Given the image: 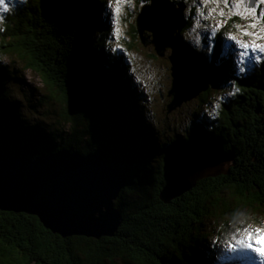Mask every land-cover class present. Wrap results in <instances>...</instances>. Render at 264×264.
Instances as JSON below:
<instances>
[{
    "label": "trees",
    "instance_id": "trees-1",
    "mask_svg": "<svg viewBox=\"0 0 264 264\" xmlns=\"http://www.w3.org/2000/svg\"><path fill=\"white\" fill-rule=\"evenodd\" d=\"M22 1L3 17L1 52L39 73L48 95L42 103L59 110L54 122L27 120L6 88L11 72L0 63L4 146L29 157L61 149L102 155L126 178L117 200L124 222L113 237H63L36 215L0 209V264H243L217 252L212 242H223L222 227L211 230L204 220L213 216L227 225L264 210V62H247L240 73L233 49L225 53L218 42L208 60L239 91L223 95L215 110H198L188 130L160 142L135 106L141 91L126 52L107 45L109 0ZM133 30L139 40L136 24ZM211 86L199 96L204 104ZM75 103L82 112H74ZM201 165L226 169L170 203L161 200L170 175Z\"/></svg>",
    "mask_w": 264,
    "mask_h": 264
},
{
    "label": "water",
    "instance_id": "water-1",
    "mask_svg": "<svg viewBox=\"0 0 264 264\" xmlns=\"http://www.w3.org/2000/svg\"><path fill=\"white\" fill-rule=\"evenodd\" d=\"M185 1L151 0L141 7L136 20L144 45L153 44L163 56L171 49L172 101L168 111L199 97L215 83L216 66L184 40ZM149 32L151 34H149ZM225 172L210 165L169 176L161 200L191 192L197 182ZM126 185L121 171L95 152L70 149L19 156L4 146L0 133V209L36 215L44 226L63 237L101 239L115 236L123 222L117 200Z\"/></svg>",
    "mask_w": 264,
    "mask_h": 264
},
{
    "label": "rangeland",
    "instance_id": "rangeland-1",
    "mask_svg": "<svg viewBox=\"0 0 264 264\" xmlns=\"http://www.w3.org/2000/svg\"><path fill=\"white\" fill-rule=\"evenodd\" d=\"M183 1L187 3L185 14L188 19L192 21L188 29L183 31V37L190 42L199 53H206L207 59L212 57L215 46L218 42H221V46L224 48L225 53L226 50L233 49L234 57L232 61L237 67L238 57L236 53H238L239 49L235 46L233 41L227 39L228 33L236 35L237 38L242 41H255L256 43L264 44V31H262V29H264V23L261 21H257L259 26L256 29H248L250 32H257L260 38L244 36L238 26L247 27L251 22L250 19H241L236 16L234 12H230L227 7H224L223 4L219 5V8H222L225 13L223 17L217 12L213 14V18H206L207 9L204 8L200 0ZM8 2L9 11L4 12L0 9V16L2 17H4L6 13H13L17 5L20 6L23 1L8 0ZM178 2L181 1L178 0ZM119 7L121 8V12L117 13L114 17L113 6H110L109 3L112 29L107 35L106 42L108 46L119 45V49L123 50L124 53L126 52L125 55L130 65L129 71L133 73V81L141 91V95H138V102L135 106L140 113L141 120L146 124L144 127L154 134H158L160 142L163 141V138L168 137V135L175 133L183 134L186 129L188 130L190 121L195 118V113L198 110L202 109V111H204V107H207L208 110L211 111L215 110V108L220 105L223 95L232 92L233 89H229L228 85H225L223 80H220L219 76H217L215 83L211 86L210 97L206 104L201 101L200 96L185 102L172 111H168V104L172 101V96L169 95V90L172 85L171 62L169 60L171 49L167 48L165 54L160 56L156 52L153 44L146 46L140 41V38L139 40L135 38L133 25L136 24L138 14L142 7L140 1L130 0L127 5L121 4ZM212 7L217 6L212 4L208 5V8ZM201 11L204 12L203 16L200 14ZM261 12H264V4H259L257 2L256 15L258 16ZM3 21V19L0 20V25ZM218 22H222L223 27L213 35L212 28ZM225 33L226 35H224ZM149 34L151 33L149 32ZM127 42L135 43L133 49H128L125 46ZM1 50L0 47V63L11 72V76L6 79V88L9 90L11 96L19 101L20 109L26 115L25 118L27 120L44 119L47 123L54 122L57 117L56 114L59 110V105L56 103H52L51 105L42 103L41 100L43 99V95L45 94L48 96L42 76L31 67L28 68L24 59L21 61L17 56L13 58L10 56H3ZM248 63L252 64L254 60H249ZM236 70H238V68ZM221 85H223V87H221ZM72 108L75 110V113L82 112L79 103L73 104ZM63 127H70V124L68 122H63ZM218 169L224 170L226 166L219 165ZM249 216L250 217L245 219L244 213V215L242 214L240 218L236 219L235 223L230 222L227 223V225H225L226 220L216 222L213 216H206L204 221L208 223V227L211 230L216 227V231H220V227H222L221 238H223V242H218L216 244L217 247L220 248L222 245L226 244L234 234L237 236L239 235L236 232L237 229H243L248 226H252L253 229L264 228V210L255 212V214L251 213ZM224 227H226V229H224ZM224 255L228 257L232 254H223V256ZM239 260L244 262L243 264H260V261L255 258L252 253H248L245 258ZM239 260H235L234 263H238Z\"/></svg>",
    "mask_w": 264,
    "mask_h": 264
},
{
    "label": "snow or ice",
    "instance_id": "snow-or-ice-1",
    "mask_svg": "<svg viewBox=\"0 0 264 264\" xmlns=\"http://www.w3.org/2000/svg\"><path fill=\"white\" fill-rule=\"evenodd\" d=\"M129 2L130 0H109L110 6H113V16L115 17L117 13L121 12L119 5H127ZM200 2L204 8L207 9L206 18H213V14L217 12L221 17H223L225 13L222 8H219V5L223 4L224 7H227L230 12H234L235 15L241 19H250L251 22L247 25V27L238 26L242 35L260 38L257 32H250L248 29H256L259 26L257 21L264 23V12H261L258 16L256 15L257 2L259 4H264V0H200ZM209 4L216 5L217 7L208 8ZM0 9L4 12L9 11L8 0H0ZM200 14L203 16L204 12L201 11ZM2 19L3 17L0 16V20ZM222 27V22H218L215 26H213V35H215V33ZM262 31H264V29H262ZM115 32L114 19V35ZM227 39L233 41L235 46L239 49L236 55L238 57L237 68L240 73L246 72V65L249 60H254L258 63L264 62V44H259L255 41H242L232 33H228ZM117 47H119V45H117ZM238 91L239 89L234 88L233 92H229L228 95H233ZM236 232L239 235L237 236L234 234L233 237L226 242V244L217 249V252L220 254H232L227 257L229 259H242L245 258L248 253H252L255 258L260 261V264H264V228L253 229L252 226H248L243 229H237ZM212 243L215 247L218 241L214 240ZM219 258L220 256L218 255L217 259Z\"/></svg>",
    "mask_w": 264,
    "mask_h": 264
},
{
    "label": "bare ground",
    "instance_id": "bare-ground-1",
    "mask_svg": "<svg viewBox=\"0 0 264 264\" xmlns=\"http://www.w3.org/2000/svg\"><path fill=\"white\" fill-rule=\"evenodd\" d=\"M195 50L197 51V49H195ZM197 52H198V51H197ZM198 53H199V52H198ZM202 55H203V54H202ZM204 55H205V54H204ZM204 55H203V56H204ZM204 57H206V55H205ZM216 70H217V69H216ZM3 119H4V118H3Z\"/></svg>",
    "mask_w": 264,
    "mask_h": 264
}]
</instances>
